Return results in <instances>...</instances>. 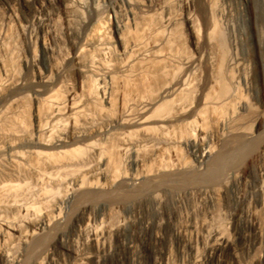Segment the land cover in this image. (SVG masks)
I'll use <instances>...</instances> for the list:
<instances>
[{"label": "bare ground", "instance_id": "bare-ground-1", "mask_svg": "<svg viewBox=\"0 0 264 264\" xmlns=\"http://www.w3.org/2000/svg\"><path fill=\"white\" fill-rule=\"evenodd\" d=\"M79 1L81 0L75 3L79 10L80 8L82 10L86 8L94 12V15L81 18L82 30L75 32L69 23L73 18L71 15L66 14L65 19L68 22L66 44H68L69 50L63 51L57 45V33L53 25L54 17L50 14L46 13L45 17L37 16L38 30L26 33L28 47L36 42L40 50L43 53L49 54L50 58L59 57L62 59L63 65L50 64L42 70L43 57H35L33 56L34 54L32 56L30 54L24 60L26 73L23 77L18 78L13 76L10 67L7 66L8 64L0 57V68L4 76L0 78V85H7L13 88L8 95L0 99V117L9 112V110L13 114L18 115L21 107L19 100L27 95V91L32 93L34 103L36 104L38 116L37 134L51 133L55 132V130L59 133L61 129H58L59 125H61L59 123H62L61 120H64L62 118L63 114L65 115V119L74 124L77 118L90 117L93 112L97 111L101 113L105 108L107 109L109 106H112L116 93H118V97L122 103L121 114L114 119V126L111 130L104 133L77 134L71 137L70 140L65 139L59 133L60 135H57L52 144L47 143L44 138H40V135H36L32 140L33 145H29V148L24 150L25 153L19 148L10 147L7 152L8 158L14 162H18L24 154H27L28 157L30 156L27 164L32 173L40 178H52L51 174L54 172L48 170L50 167H55L58 170L64 169L65 171V169H69L73 164L72 161L88 148L94 151L103 165L110 166L111 164L110 168L116 169L120 155L123 157L135 151V148L130 145L133 144L131 142H134L133 134H136V131L141 132L144 136L148 134L150 136L156 135L158 138L167 137L170 141L184 140L186 143L195 146L197 145V138L193 134L196 132L198 139L203 141L208 133L203 125L209 118L208 120H211L215 124V131L213 132L214 140L202 143V146L195 153L196 158L200 162L208 158L210 159L206 166V173L202 174L203 177L206 176L203 180L204 183L188 187L189 189L185 191V196L179 194L181 190L179 192L176 191L178 197L172 196L178 200L177 203L180 206L178 211L179 217L186 220L184 224H174V231L175 233L181 234L183 232L184 235H190L191 231L194 230L192 229L193 223L191 219L195 214V209H197V203H195L197 199L194 198V195L206 201V198L211 197L213 194L220 195L223 192L225 193L224 190L228 191L231 187L235 189L234 186L243 180L241 177L238 180L239 178H236V173H233L232 177L230 173V179H234L230 180L232 183L228 189L225 188L227 184L225 183L224 185L222 183L227 180L224 181L223 179L228 175L226 173L231 170L230 167L235 164L237 158L252 148L261 129L264 130V116L262 117L261 113L255 114L251 111V108L254 107L257 101V98L253 94H250L251 89L248 88L247 91L251 99L254 100L253 103L247 99V93L244 94L243 92L242 94V92H239V89L237 90L238 86H234L236 89L233 88V90L226 89L228 81L232 82V85H234L233 83H237V85L244 83L247 85L253 81L254 76L251 75L250 71H247L244 59L237 55H230L226 59L227 61L216 58L214 50H212V42L217 24L215 23V19L212 18L213 20L211 19L210 22L205 23L202 33L197 31L193 23L194 12L197 11L196 0H184L185 11L182 13L183 15L174 10V8H171L173 6H170V3H168L170 0H114L112 4L106 5L103 9L99 8L100 0H92V4L90 3V5ZM209 1L211 4L215 0ZM212 5L214 6V4ZM213 13L215 12L213 11ZM103 17L108 18L106 22L110 21L113 28L114 42L117 45V50L113 57L111 54L109 55V49L112 46L108 40L109 34L105 30L106 25L104 26V24L106 22ZM181 23L185 25V29L194 35L192 44L198 48V55L196 56L182 53L180 49L179 27ZM202 44L205 45L204 48L200 47ZM0 48L6 52L10 51L6 43L1 39ZM224 55L222 54L223 57ZM201 67L203 68V81L198 79V72ZM70 70L79 74L78 82L80 83L79 88L81 91L79 94L72 95L69 98V102L66 103L65 99L63 100L60 97L59 91L60 87L66 83L65 76ZM174 71L175 73H173ZM52 74L56 76L55 79H53ZM130 84L132 85V89L128 93L121 89ZM193 94L195 95V98H193L195 99L194 102L191 100ZM65 105L68 106L66 111ZM40 106L46 108V113L43 117L39 116ZM250 124L251 126L254 124L257 134L251 131ZM181 125L187 127V129L185 128L186 131L189 129V134L185 138L181 135V131V134L178 132L181 128L177 129ZM109 135H113L116 138V143L113 141L112 143L108 142L110 144L105 143L107 141L105 139ZM163 150H168V147ZM262 151L264 152V144L262 145ZM178 162L173 163V167L175 166L176 169L182 166V163ZM145 163H141L139 172H132L128 175H117L118 172H116V176H122L121 180L138 185L139 192L153 191V193L161 189L162 186L164 187V185H173V183L178 184V186L179 184L184 185V183L198 177L190 171L186 174L182 173L184 176L181 175V178H177V173L167 172L166 168L168 165L165 168L162 163L157 164L154 170L149 168V166L147 167ZM117 169L114 171H117ZM111 171L113 170L110 169ZM217 182H221L224 187L220 184L218 186L220 189L217 186L215 188ZM244 182L247 187V181L245 180ZM98 183H92L89 186L99 188L100 183ZM17 186L18 184L16 183H8L4 184L2 188L13 192L18 191L17 189L20 184ZM77 186L78 188H72L74 191L70 192L68 196L70 199H75L76 196L82 195L87 190L83 188V182ZM82 188L83 190L77 192V189ZM263 188L264 180L262 181V179L253 184L249 191L246 190L248 193L242 192L243 194H241L240 189L236 188L234 199L243 200L249 196V200H251L250 198H253V196L258 197ZM125 196L127 197L128 194L125 193ZM153 196L155 210L161 213L162 216L153 219L147 216L148 214L138 212L133 218L128 217L122 218L121 221L119 220L118 224L114 225L115 229L120 232L124 231L128 224L127 221L130 220L132 223L139 225L141 229L150 226L152 235L156 239H162L165 235L160 232V227L164 224V218L162 217L165 216V212L163 208L166 205L167 199L159 195L158 192ZM191 196L195 201L188 199ZM213 196L215 197V195ZM207 199L210 200L209 198ZM257 201L258 199H255L256 206ZM16 203L18 212H28L34 206V204L19 201ZM201 203L199 204L201 205ZM249 204L240 208L235 215L239 218L253 216V207L249 206ZM197 206L199 207L198 204ZM206 212L209 211L203 213L206 214ZM58 215H60L59 212L53 217L56 218L55 216ZM53 217L43 219L44 225L49 226L52 223V219H54ZM167 217L169 219V214ZM17 219V217L16 219H12V217L9 219L0 218V241L4 243L12 234V231L16 230V222L14 220ZM176 222H178L177 218ZM97 226L88 227L90 228H87L88 231L85 228L84 232L80 230L77 236L69 241H65L63 236H61V249L51 253L48 264H88L91 262L103 264L105 256L112 251L113 246H110L107 233L102 230H107L108 228L107 231H110L113 227L99 229ZM207 227L206 225L205 228ZM37 229L40 230L37 226V228H34L29 233L27 232L25 235L24 241L28 243L25 246L26 252L24 254L21 253L20 257L17 256L18 258L12 257L8 246L1 242L0 264H23L28 253H31L34 249L37 250V247L40 246L41 242L38 244L33 239V234H36ZM208 231L206 232L210 235V241H208V237L207 240L205 239L209 243L207 246H203L205 247L204 252L202 250V252H198V249L195 250L196 247L193 246L194 239L192 241V237H188V247L190 249L181 260H174L172 255H170L169 248L160 256V259L158 258L159 260H156V258L155 260L158 261V264H209L207 263V258L214 255L217 248H221L223 244L228 243V240H225L219 232L215 231L214 233V231L211 232L210 230L211 234H209ZM205 236L207 235L205 234ZM89 239L96 245L90 246L92 249H89V246H84ZM122 242L125 245L123 247L130 254V264H142L134 240L126 235L122 239Z\"/></svg>", "mask_w": 264, "mask_h": 264}, {"label": "rangeland", "instance_id": "rangeland-1", "mask_svg": "<svg viewBox=\"0 0 264 264\" xmlns=\"http://www.w3.org/2000/svg\"><path fill=\"white\" fill-rule=\"evenodd\" d=\"M76 1L78 3V0ZM76 1L0 0V39L3 40L10 49L9 52H6L0 48V57H2L3 61L8 64L7 66L10 67L13 76L21 78L25 75L26 68L24 66V60L30 54L31 56L34 54L33 56L35 57H43L42 70L50 64H64L62 59L59 57L50 58L49 54L43 53L36 42L29 45L31 47L30 49V47H28L26 33L38 30L36 20L37 16L45 17L46 13L50 14L54 17L53 25L55 26L57 33V45L60 46L63 51L69 50V46L66 44V31L68 30V22L65 19L66 14L71 15L73 18L69 23L75 32L82 30V25L80 23L81 18L85 16L91 17L94 15V12L89 11L86 8L83 10L80 8L79 10V8L75 5ZM81 1L86 5H90V3L92 4V0ZM113 1L114 0H100L99 8L103 9L106 5L112 4ZM215 1L210 4L209 0H196L197 11L194 12V26H196L197 31L202 33L205 23L210 22L212 18L215 19L217 29L214 33L212 50H214L216 58L223 61L225 59V61H227L226 59L229 58L230 55H237L244 59L247 71H250L252 73L251 75L254 76L253 81L247 85L244 83H240L238 85L237 83H233L234 85H232V82L228 81V84L226 83V89L233 90L234 86H238L237 90L239 89V92H242V94L243 92L244 94L247 93V99L252 103L254 100L251 99L250 94H253L257 98V101L254 104V107H252L254 110L251 108V111L255 114L261 113L263 117L264 0ZM168 3H170V6H173L171 8H174L177 12L181 14L184 13V0H170ZM212 4H214V6ZM213 11L217 15L213 13ZM161 16H163V14H161ZM104 19L103 20L105 22L108 20L107 17ZM218 21L221 23L219 24ZM128 24L130 25V23ZM104 26L106 27L105 30L109 34L108 40L112 46L110 47L111 49H109V55L111 54L113 57L115 51L117 50V45L114 42L113 28L110 21H107ZM179 36L181 40H179V45L182 53L187 55H198V48L192 44L194 35L192 32L190 33V31L185 29V25L182 23L179 27ZM200 47L204 48L205 45L202 44ZM222 54H225L224 57ZM202 71L203 68L201 67L198 72V79L201 81H203ZM173 73H175V71ZM1 76L4 77L0 68V78ZM52 77L55 79L56 76L52 74ZM65 80L66 83L60 87L59 94L60 97L63 98V100L65 99V102L68 103L69 98L72 95L79 94L81 91L79 88L80 83L78 82L79 74L70 70L66 73ZM130 85L121 89L125 92L127 91L128 93L129 90L132 89V85ZM248 88L251 89L249 95L247 91ZM12 90L13 88L10 86L0 85V99L4 98ZM26 94L27 95L19 100L21 107L18 115L13 114L9 110V112L0 117V218H18L17 220H14L16 222V230L12 231V234L4 242L5 245L8 246L12 257L18 258L22 255L21 253L24 254L26 252L25 246L28 243L24 241L25 235L27 232L29 233L34 228H37V226L40 230L37 229L38 233L35 232L36 234H33V239H35V242L38 244L41 242L39 244L40 246L38 245L40 248L37 247V250L34 249L31 253H28L23 264H48L51 253L57 252L61 249V236H63L65 241H69L70 239L75 238L80 230L81 232H84L86 228V231H88V227L91 228L98 225L97 227L99 229L113 227L110 231H107L108 228L107 230H102L107 233V238L109 240L108 243L110 242L111 244L109 245L113 246L112 251L105 256L103 264H130V254L128 250L123 247L125 245L122 242V239L126 235L134 240L135 246H137V252L141 257L140 259L142 264H158V261L156 260L158 258L160 259V256L168 248L170 255H172L174 260H181L185 257L190 249L188 247V237H192V241L194 239L193 246L196 247L195 250L198 249V252L201 250L204 252L205 247L203 246H207L209 243L208 241H210V235L206 232L208 230H211V232L214 231V233L215 231L219 232L225 240H228V243H225L222 246L220 245L221 248L218 247L215 254L207 258V263L264 264V188L258 197L253 196V198H250L251 200H249V196L246 198L247 200L234 199V192L236 188L240 189L241 194L248 193L247 191L250 190L253 184L261 179L262 181L264 180V152L262 151V145L264 144V130L261 129V132H259V135L256 137L254 145H252V148L248 152L243 153L242 156H239L235 164L230 167L231 170L226 173L228 174L225 176L226 179L225 177L224 179L222 178L224 181L227 180L222 183H224V185L226 183L227 187L225 188L228 189L232 183L230 180L234 179H230V176L232 177V174L236 173L237 179L241 177L244 181H247V187L243 180L239 181V183L234 186L235 189L231 187L228 191L224 190L225 193H221V196L213 194L215 197L211 195V197H207L210 200L206 198V201L205 199H201L199 196L194 195V198L198 200H196L195 203H197L201 208H199L196 204L197 209H195V214L191 219V222L193 223L192 229L194 230H192L193 232L191 231V234H193L190 236L191 234L184 235L183 232L180 234L177 232L175 233L174 231V224L186 223L184 218L179 217L178 211L180 206L177 203V198L175 197H178L176 194L180 190L179 194L185 196L184 194L185 191L189 189L188 187L198 186L204 183L203 180L206 176L203 177L202 174L204 175V173H206V166L208 165L210 159L208 158L207 160L200 162L196 158L195 153L202 146V143L214 140L213 132L215 131V124L212 123L211 120H208L209 118L203 125L206 132H208L203 141L198 139L197 133L194 132L193 136L197 138V145L195 146L186 143L184 140L170 141L167 137L158 138L156 135L150 136L148 134L144 136L141 132L136 131V134H133L134 142H131L133 144L130 145L135 148V151L127 154L126 156L124 155L125 157L120 155L117 166L119 169L116 168L117 171H114L116 169H112V167L110 168L111 164L110 166L103 165L98 156L95 155L94 151L87 148L72 161L73 164L69 167V169H65L64 171V169L58 170L55 167H50L48 169L49 171L54 173L57 171V173H52V178H40L36 174L32 173L29 168L27 160H30V156L28 157L27 154H24L18 162H14L8 158L7 152L10 147L19 148L24 151L29 148V145H33L32 140L36 135H40V138H44L47 143L52 144L57 135L60 134H62L61 136L65 139L70 140L71 137L77 134L86 135L95 132L104 133L111 130L114 126V119L121 114L122 103L118 97V93H116L112 106H109L107 109L105 108L106 110H102L103 112L101 111V113H99L100 111H97L93 112L90 117L77 118L76 123L74 124L65 119V115L63 114L64 117L62 116V118H64V120H61L62 123H59L61 125H59L60 127L58 128H61L59 132L60 134L56 130L51 133L37 134L38 116L36 104L34 103L32 93L27 91ZM193 98H195L194 94L192 95V102L195 100ZM67 109L68 106L65 105V111ZM45 113L46 108L44 106H40L39 116L43 117ZM185 128L187 129L184 125L177 128L179 129V133L180 131L182 132V134H180L184 136L183 138L187 137L189 134V129L186 131ZM250 129L253 133H256V127L254 124H252V126L250 124ZM115 139L116 138H114L113 135H109L105 139L107 140L105 143L110 144L112 141L116 143L117 140ZM166 147H168V150H163L164 148L166 149ZM177 158L179 159L180 164L182 163V166L179 169H176L175 166L173 167V163L178 162ZM141 163H145L147 167L149 166V168L154 170L157 164L159 165L162 163L165 168L168 165L166 168L167 172L177 173V178L184 176L182 173L186 174L190 171L198 177L195 178L197 180L194 179L190 182L184 183V185L179 184L180 187L178 184L173 183V185L162 186L161 189L156 190L154 193L153 191L139 192L138 185H133L132 183L130 184L127 181L121 180L122 176H116V172H118L117 175H128L132 172H139L141 169ZM110 169L113 170L115 174L112 173L113 171L110 172ZM111 175L113 178H111ZM114 179L116 180L114 181ZM79 182H83V188L87 190L84 191L83 194L81 193L82 195L76 196L75 199H70L68 196L70 195V192L74 191L72 188H78L77 185L80 184ZM8 183H16L18 186L20 184L19 187L17 186L18 191L10 192L2 188L4 184ZM92 183H98L99 188L90 187L89 185ZM222 183L217 182V185H215L216 183L213 185H215V188L216 186L218 188V186ZM224 185L222 184L223 187ZM83 188L79 190L77 189V192L83 190ZM157 192L163 198L167 199L166 205L163 208V211L165 212V216L162 217L164 218V224L160 227V232L165 235L162 239H156L154 235H152V229L150 226V228L141 229L139 225L132 223L130 220L127 221L128 224L124 231L120 232L115 229L119 220L121 221L122 218L128 217L133 218L138 212L146 215L148 214L147 216H150V218L153 219L158 216H162L161 213L155 210L153 195ZM125 193L131 197H126ZM129 193L131 194L129 195ZM194 198L192 196L188 197L190 201L191 199L192 201H195ZM254 198L258 199L257 206ZM18 201L22 203L34 204V206L28 212L24 213L19 211V213L16 205V202ZM200 202H202L201 205L199 204ZM248 204L253 207V216L251 215L250 217L244 216L243 218H239L235 215L240 208L245 207V205L247 206ZM203 209L209 212L204 214L203 212L205 211ZM58 212L60 215H58L59 217L55 216L57 218L56 219L53 216L57 215ZM168 214L169 219L167 217ZM47 217L54 218L49 226H45L43 223ZM176 218L178 219V222H176ZM206 225L208 226V229L205 228ZM205 234L207 236H205ZM209 234L211 233L209 232ZM207 237L209 238L208 241H206ZM1 242L4 244L3 241H0V246H2ZM84 246H89L88 248L92 249L90 246L96 245L89 239ZM88 264L97 263L91 262Z\"/></svg>", "mask_w": 264, "mask_h": 264}]
</instances>
